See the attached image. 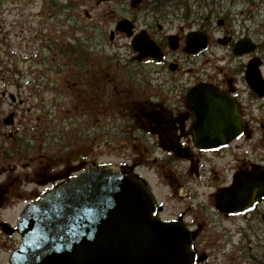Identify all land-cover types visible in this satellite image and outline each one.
Segmentation results:
<instances>
[{
  "label": "flooded vegetation",
  "instance_id": "1",
  "mask_svg": "<svg viewBox=\"0 0 264 264\" xmlns=\"http://www.w3.org/2000/svg\"><path fill=\"white\" fill-rule=\"evenodd\" d=\"M106 1L115 2L96 16L100 24L82 31V40L127 42L123 59L104 45L71 57L53 53L66 58L58 68H45L59 71L57 103L44 95L34 103V93L9 94L13 116L24 104L41 106L25 133L0 109V140L4 126L15 129L0 149V264H12L27 205L96 167L137 175L153 193L157 213L194 235L195 264H237L240 254L244 263L256 264L251 253L264 246V192L236 197V207L244 205L237 211L224 192L252 181L264 189V0L235 2V23L225 17L216 28L209 14L193 12L177 22L150 0L135 6ZM122 19L130 28L118 27ZM138 36L161 49L159 61L134 51ZM199 86L232 96L242 109L243 133L224 147L193 142L189 95Z\"/></svg>",
  "mask_w": 264,
  "mask_h": 264
},
{
  "label": "water",
  "instance_id": "2",
  "mask_svg": "<svg viewBox=\"0 0 264 264\" xmlns=\"http://www.w3.org/2000/svg\"><path fill=\"white\" fill-rule=\"evenodd\" d=\"M210 108L218 123L210 129L213 134L225 130L228 120L223 116L238 113L232 109L221 115L218 106ZM153 208L151 196L134 179L105 170L90 172L31 206L20 223L23 241L16 261L190 264L188 234L153 216Z\"/></svg>",
  "mask_w": 264,
  "mask_h": 264
},
{
  "label": "rangeland",
  "instance_id": "3",
  "mask_svg": "<svg viewBox=\"0 0 264 264\" xmlns=\"http://www.w3.org/2000/svg\"><path fill=\"white\" fill-rule=\"evenodd\" d=\"M56 0H0V90H7L14 94H18L20 89L16 85H20L25 89L23 93H29L31 87H33L30 82H34L38 78V75L31 73L30 71V62L25 61L24 59H15L12 55L14 53L22 54L29 51L28 47H25V44L20 45L21 40L26 37V39H34L30 44V50H36L40 45V41L36 39L37 34L41 31L40 26L43 22H46V25L43 29V34L49 35L50 32H53L54 25L57 24V17H53L51 12V7L55 4ZM76 2L79 7L76 10L71 12H85L89 13L88 17L85 14L83 19L78 20L75 23H72V26L77 27L80 31L78 32L79 38L85 36L81 31L86 28L93 27L96 22H90L91 17L96 18L99 13H102L103 10L108 9L107 5L98 3L97 0H66L62 5H66L69 2ZM151 1V0H150ZM182 1L184 3H182ZM239 0H166L162 4V12L167 13V16L171 12L182 16V13L188 9L191 14L193 12H203L209 14V21L212 27L216 28L217 20L220 18L230 19V23L234 24L236 19V14L238 10L234 5L235 2ZM202 3H209V7L205 8L202 6ZM75 4V3H74ZM47 8V10H46ZM261 18V17H260ZM174 19L179 22L176 17L167 18V20ZM66 25L71 26V24L66 19ZM99 25V24H97ZM24 26V27H23ZM30 28H29V27ZM25 30V31H24ZM69 38L66 36L65 40ZM89 45V44H88ZM117 47L111 46L110 43L106 44L105 52L111 53ZM117 52L120 56L125 55V49L118 48ZM47 51H44V54L47 56ZM39 66H34V69ZM51 68V66H49ZM23 72V73H20ZM51 74V73H50ZM50 78H55L54 75H49ZM45 77H48L45 75ZM40 78V76H39ZM56 79V78H55ZM35 84V83H34ZM52 87V84L49 85ZM50 96H54L52 92H49ZM10 98H5L4 100L0 99V106L3 107L5 113L10 111L11 102ZM36 102V100H34ZM31 107V104H28ZM27 107V104L26 106ZM39 113V112H38ZM3 146H0L2 149ZM264 252V248L261 249V255ZM264 255V254H263Z\"/></svg>",
  "mask_w": 264,
  "mask_h": 264
},
{
  "label": "trees",
  "instance_id": "4",
  "mask_svg": "<svg viewBox=\"0 0 264 264\" xmlns=\"http://www.w3.org/2000/svg\"><path fill=\"white\" fill-rule=\"evenodd\" d=\"M182 3H184V2L182 1ZM70 50H71V49L68 48V47H60V48H57V52H63V53H65L66 55L69 53ZM70 57H71V56H70ZM61 61H66V58H65V57H63V58H59V62H60V64H61ZM260 253H261V252H260ZM254 257H255V259H256V261H257L256 264H264V256L260 255L259 257H256V256H254ZM253 264H255V262H254Z\"/></svg>",
  "mask_w": 264,
  "mask_h": 264
},
{
  "label": "snow or ice",
  "instance_id": "5",
  "mask_svg": "<svg viewBox=\"0 0 264 264\" xmlns=\"http://www.w3.org/2000/svg\"><path fill=\"white\" fill-rule=\"evenodd\" d=\"M137 42L144 50L149 49L151 47V41L147 37L138 36ZM221 195L224 194L222 193Z\"/></svg>",
  "mask_w": 264,
  "mask_h": 264
}]
</instances>
